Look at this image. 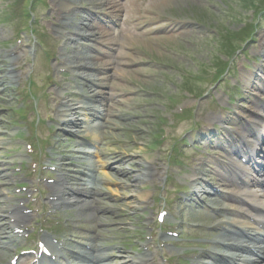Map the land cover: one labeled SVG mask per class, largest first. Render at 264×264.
<instances>
[{
  "label": "rangeland",
  "instance_id": "374dc122",
  "mask_svg": "<svg viewBox=\"0 0 264 264\" xmlns=\"http://www.w3.org/2000/svg\"><path fill=\"white\" fill-rule=\"evenodd\" d=\"M42 3L44 5L41 9L46 8L49 0H44ZM263 3L264 0H206L205 2L200 0L194 3L188 2V4L181 3L178 7L167 8L164 11L169 15L181 16L191 20L190 25H197L195 26L198 29L196 35L191 32L186 36L189 38H183V40L173 39L172 42L161 38L156 41H139L135 44L134 49L141 54L142 58H146L144 54L157 57L160 61L163 60L180 66L182 68L181 72L190 75L191 73L196 75L200 72L207 73L212 62L216 61V55H219L218 51L228 52L232 46H238L236 38L242 35V32L248 33L251 24H255V30L264 24V21L256 24V16L252 15L253 10L255 9L256 13L263 6ZM253 4H255V7ZM221 34H226L230 38L233 37V40L225 39V36H221ZM252 44L256 46L255 41L247 42L246 49L252 48ZM220 57L226 60L229 56L220 55ZM241 57L242 55H239L237 59ZM181 72L180 76H177L176 73L174 76L157 73L150 69L143 72L146 75L154 74L168 79L171 82V85L168 86H163L150 76L142 77L143 80H141L132 74L130 80L134 77L136 80L133 81L135 85L142 84V88L138 87V89L143 90L145 93L147 92L146 89L174 92L175 88L179 90L182 85L183 88L194 87L198 89L202 86L209 88V82L185 80L186 77ZM124 106L128 111H122L123 121L111 132L112 137L119 140L116 150L121 151L122 154L126 151L129 155L143 151L148 139H155L156 128L154 127L156 120L164 110L161 111L163 102L144 98L131 99ZM188 219L194 220L191 216Z\"/></svg>",
  "mask_w": 264,
  "mask_h": 264
},
{
  "label": "bare ground",
  "instance_id": "6f19581e",
  "mask_svg": "<svg viewBox=\"0 0 264 264\" xmlns=\"http://www.w3.org/2000/svg\"><path fill=\"white\" fill-rule=\"evenodd\" d=\"M68 1V4H61L60 1L58 2L57 6L55 8H53V10L51 11V15H53L55 17V22H56V26L53 27V30L55 32V34H58L60 35V33H64L65 35H67L68 33L67 32H64L63 30H61L63 28V25L65 27L69 26V19L72 18V15L70 12L72 11H76V8L74 6L73 3H76L77 0H67ZM97 1H102V0H89L88 2H90V4H96ZM51 2L53 3H56V0H51ZM188 2L190 3H194L196 2L195 0H163L159 6V9L160 10H165L167 8H171V7H178L179 4H188ZM70 4H72L70 6ZM111 4L110 2L106 1V4L105 6L109 7ZM164 13V12H163ZM73 14V13H72ZM159 15V13H156L155 16L157 17ZM73 29H72V32H70V35L69 37H74V36H77V34H79V32H83L84 33V23L81 24V22H78L77 24H73ZM60 32V33H59ZM258 36L260 37V39H264V31L261 30L259 31L258 33ZM0 37H2V34L0 33ZM162 39V38H161ZM168 41L172 42V38H166ZM21 52V51H20ZM18 53L17 57L14 58V57H11L10 54L12 53V50L10 49V51H2L0 50V55L1 57L3 58V60L7 63V65H9L10 67H14V65L16 66L17 65V59L19 57V55L21 53ZM257 53L258 55L261 57V62L260 64L257 65V68H261V64L264 63V42L261 41V43L259 44L258 48H257ZM63 60H66V58H63ZM73 62L75 64V56L73 57ZM67 63V62H66ZM68 65V64H67ZM0 66L3 68V65L0 61ZM65 66V65H64ZM256 72L257 71H252V70H247V69H243L240 71V74H239V79L243 80L244 84L246 85H251L252 83H250L251 81H253L255 78H256ZM16 74L13 75V77L15 78ZM3 78L1 75H0V81H3ZM255 86H258V85H255ZM71 87V85H70ZM76 92H78V90H76ZM245 93V96L247 97L251 92H244ZM61 94H65V92H61ZM101 96H103V94H101ZM220 117H217V116H214V117H211V120H219ZM95 136L98 135V131H96V133H94ZM122 166L120 167V171H122ZM124 174V173H123ZM147 174H148V171L146 169H144L143 172H140L139 175H131V176H127V177H122L124 179H121V182L123 184H125V180H131V183H130V186L131 187H134V185L136 183H141V179L142 178H145L147 177ZM130 178V179H129ZM129 183V182H128ZM61 203H64L63 200H61ZM126 205H129V203H126ZM222 221H226V223H232L233 220H230V219H227V220H222ZM166 238V237H164ZM228 240V239H226ZM153 254H154V251H153ZM129 256H126V260L123 261V263H120V264H125L127 261H131L132 259L131 258H128ZM141 257H143L145 259V261H147L149 259V255H142Z\"/></svg>",
  "mask_w": 264,
  "mask_h": 264
}]
</instances>
